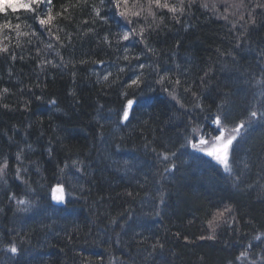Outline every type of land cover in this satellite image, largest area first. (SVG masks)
Segmentation results:
<instances>
[{
  "label": "trees",
  "instance_id": "trees-1",
  "mask_svg": "<svg viewBox=\"0 0 264 264\" xmlns=\"http://www.w3.org/2000/svg\"><path fill=\"white\" fill-rule=\"evenodd\" d=\"M21 2L0 8V264H264V0ZM217 118L245 125L232 176L199 150Z\"/></svg>",
  "mask_w": 264,
  "mask_h": 264
},
{
  "label": "snow or ice",
  "instance_id": "snow-or-ice-1",
  "mask_svg": "<svg viewBox=\"0 0 264 264\" xmlns=\"http://www.w3.org/2000/svg\"><path fill=\"white\" fill-rule=\"evenodd\" d=\"M42 2V0H30V3H23L21 2L20 4H13L10 5V7H12L13 9L17 8V7H21V8H25L28 10H32V5L35 4L37 6H39V4ZM113 5L115 8L119 9L120 8V0H112ZM156 5L158 7H164V8H169V11L172 12H176L177 8L175 7H169V5L167 3L161 4L160 0H155ZM191 2V0H190ZM48 3H51V0H48ZM124 3L127 4V0H124ZM182 11V9H180ZM97 15H99V11L97 10ZM121 16H126L127 13L125 11H121L120 12ZM134 15H139V13H134ZM49 19H51V17H49ZM47 20L41 19L40 20V24H45L47 23ZM131 22V21H129ZM142 35V33H141ZM123 39L127 40L128 39V33L125 32L123 33ZM6 50V49H5ZM141 67H143V65H141ZM121 71H123V69H121ZM105 79H107V76L104 77ZM132 84H138L139 83V77L133 78L131 81ZM176 83H179V80L176 81ZM131 86V85H130ZM6 91V90H5ZM134 105L136 106V108L138 109L139 104L135 99H128L127 103L124 106V109L122 110V116L123 119L125 121H127L129 119V113L130 111L132 112L133 115H135V110L134 109ZM251 117L255 118L257 117V112L256 111H252L250 113ZM262 119H264V116L261 117ZM216 123L218 125L221 124V121L219 120V118H217ZM249 123H251V121H249ZM245 125L244 123H240L237 127H234L231 130V133L227 136V137H223V136H217L215 138V140H219L221 143L219 145H216L215 142H213V144H210L209 147L212 149L211 151L207 152V155L210 157H214L216 159V161L220 164L223 165V170L229 174V176H232L234 173V166L237 163V160L239 159L238 155L236 154V149L233 147V142L237 141V134H239L240 129L244 128ZM201 144L207 143L204 140L200 141ZM238 143V141H237ZM51 150H49L50 152ZM174 155V153H173ZM231 157V164L229 163V159ZM17 159H20V154H17ZM164 160H168L169 157L167 155H165L163 157ZM7 161L5 160L3 167H0V179H3L4 175H5V169L7 168ZM174 167V166H173ZM245 167H247V164H245ZM167 171V168L165 169ZM20 169L17 168V174H19ZM19 178V177H18ZM12 199H15V196L12 197ZM57 202L58 203H63V198H57ZM163 202V201H161ZM19 204H26L28 202L24 201V200H20L18 201ZM25 211H27V208L23 209ZM226 211H230V209H226ZM223 213H218L217 217H214L213 221H210V225L218 218L222 217ZM207 239H214V236H209L207 237ZM255 239L260 240L261 238L255 237ZM262 243H264V241H261ZM7 252L11 253L13 257H19L22 252L20 249H18L15 245H11L9 248L6 249ZM16 264H19V260H16Z\"/></svg>",
  "mask_w": 264,
  "mask_h": 264
},
{
  "label": "bare ground",
  "instance_id": "bare-ground-1",
  "mask_svg": "<svg viewBox=\"0 0 264 264\" xmlns=\"http://www.w3.org/2000/svg\"><path fill=\"white\" fill-rule=\"evenodd\" d=\"M122 110L123 109H118V111H116V112H114V116H113V118L109 121L110 123L108 124V128L109 129H112V127H115L116 129H118V128H120V126H126L131 120H132V118H131V113H129V119L127 120V121H125L124 119H123V116H122ZM203 125V124H202ZM204 127H202L199 131H203V130H205V129H210V127L213 129V130H217V134L214 136V138H208V137H206V139L205 138H203V140L204 141H206L207 139H214V141H215V138L217 137V136H223V137H227L228 135H227V132L230 130V129H232V127L230 128V129H226L225 130V128H223L222 127V124H220V125H218L217 123H216V120L214 121V122H211V123H209V125H208V123H206L205 125H203ZM225 127V126H224ZM263 130V129H262ZM112 133H113V131H111ZM252 134V133H251ZM253 135H251V137H252ZM237 138H238V134H237ZM209 141V140H208ZM214 141H211V142H214ZM207 142V141H206ZM235 142L236 141H234V143L233 144H235ZM244 149H246V148H244ZM243 149V150H244ZM239 157H242V155H240ZM115 158H117V160L119 161V167H118V170H117V175L120 177L119 179H134L133 178V176H134V174L130 171V167L133 165V164H136L137 163V160H136V154H135V151H132V153H128V154H126V155H120V154H118V153H116L115 154ZM210 158H212V160H214V158L213 157H210ZM229 161H230V159H229ZM216 162V161H215ZM217 163V162H216ZM220 166H222L223 167V165L222 164H219ZM196 167H198V169H201V170H207V168L208 167H206L204 164H200V163H197V162H195L194 164H192V166L190 167V169H194V168H196ZM135 170H136V168H135ZM182 170V168L181 167H177V166H174V168L172 169L171 168V170H170V176H171V179H175V177H177V174L178 173H180V172H182L181 171ZM100 171V170H99ZM99 171H96L94 174H96V173H98ZM184 171V170H183ZM250 172V171H249ZM88 185H90V184H88ZM63 187L65 188H67V186L66 185H63ZM66 188H65V190H66ZM89 188L92 190V189H94V187H92V186H89ZM78 189H80V190H82L83 188L82 187H79ZM75 193L76 194H78L79 193V190H77L76 189V191H75ZM54 194V188H53V190H52V195ZM70 195H73L71 192H70ZM47 198V196H45V198H44V201L46 202V199ZM68 198V195L66 194V195H63V200L65 201L66 199ZM51 201H52V203H54V200H53V196L51 197ZM73 201L75 202V203H79L80 202V200H79V197L78 196H74V199H73ZM67 203V201H65V203H64V205Z\"/></svg>",
  "mask_w": 264,
  "mask_h": 264
},
{
  "label": "rangeland",
  "instance_id": "rangeland-1",
  "mask_svg": "<svg viewBox=\"0 0 264 264\" xmlns=\"http://www.w3.org/2000/svg\"><path fill=\"white\" fill-rule=\"evenodd\" d=\"M5 1H12V0H5ZM216 145H219L221 142L219 140H215L214 141ZM234 143V142H233ZM210 144H213V142L211 143H206V147H204L203 145H200L199 150L204 153L207 154L208 151H211L212 149L209 147ZM234 145V144H233ZM214 158V157H213ZM231 158V157H230ZM214 161H216V159L214 158ZM217 162V161H216ZM218 163V162H217ZM220 164V163H218ZM137 169V168H136ZM138 169H140V166H138Z\"/></svg>",
  "mask_w": 264,
  "mask_h": 264
},
{
  "label": "water",
  "instance_id": "water-1",
  "mask_svg": "<svg viewBox=\"0 0 264 264\" xmlns=\"http://www.w3.org/2000/svg\"><path fill=\"white\" fill-rule=\"evenodd\" d=\"M63 195H64V191H63V189L61 187L55 189V191H54V200H55L56 204H62V203H58L57 202V198H63Z\"/></svg>",
  "mask_w": 264,
  "mask_h": 264
}]
</instances>
